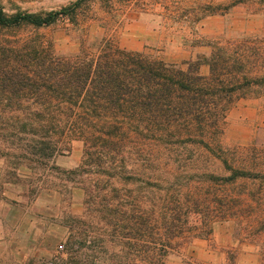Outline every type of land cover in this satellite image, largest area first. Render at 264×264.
I'll use <instances>...</instances> for the list:
<instances>
[{
	"label": "trees",
	"instance_id": "1",
	"mask_svg": "<svg viewBox=\"0 0 264 264\" xmlns=\"http://www.w3.org/2000/svg\"><path fill=\"white\" fill-rule=\"evenodd\" d=\"M89 1L44 16H9L0 3V34L59 19L76 22ZM21 40H0V192L27 178L33 167L44 172L61 152L60 142L77 136L84 142L76 172L84 176L88 214L114 226L108 237L124 248L138 249L131 241L151 240L149 254L141 247L132 261L160 264L182 245L210 237L215 224L234 220L260 244L264 257V191L235 190L240 180L264 184V158L234 155L220 141L231 109L252 97L253 89L264 88V74L253 75L258 72L252 57L259 53L215 47L208 60L169 64L104 37L82 38L73 55ZM189 145L198 149V160L173 177L167 169ZM216 161L228 176L216 175ZM102 177L121 184L142 177V188L158 181L170 186L165 194L157 192L151 210H143L136 197L122 202L95 197L91 181L101 185Z\"/></svg>",
	"mask_w": 264,
	"mask_h": 264
},
{
	"label": "rangeland",
	"instance_id": "2",
	"mask_svg": "<svg viewBox=\"0 0 264 264\" xmlns=\"http://www.w3.org/2000/svg\"><path fill=\"white\" fill-rule=\"evenodd\" d=\"M78 1L0 0V3L9 16L18 13L44 16L72 7ZM126 29L141 38L138 52L169 64L208 60L215 47L241 48L248 55L259 53L252 57V66L258 72L253 75L264 74V0H90L78 12L76 22L59 19L46 27L3 30L0 40L9 44L17 39H35L55 54L73 55L79 52L82 38L92 41L104 37L120 47ZM201 72L207 75L209 66L204 65ZM251 93L252 97L238 101L229 112L220 141L234 155L264 158V88H255ZM62 142L61 152L48 169L43 172L44 169L33 167L26 172L27 178L5 186V192H0V220L6 223L7 234H11L14 256L23 257L21 261L12 258L9 263L70 264L75 259L83 264H150L147 260L131 259L141 247L149 254L152 244L148 237L131 241V247L140 244L138 249L124 248L108 237L114 226L88 214L87 198L81 190L84 176L76 172L83 160L84 142L77 136ZM186 148L187 151L183 147L176 152L173 167L167 169L173 177L183 170L182 165L198 160V149L190 145ZM3 164L0 161V166ZM213 169L216 175H229L220 161L215 162ZM141 180L142 177L126 179L121 184L102 177L101 185L95 180L90 186L96 185L93 195L97 198L122 202L136 197L138 206L151 210L156 195L166 192L170 185L158 181L152 188H142ZM235 190L264 191V184L240 180ZM241 226L235 220L217 223L210 237L182 245L160 264H264L262 247L251 241ZM80 233L86 240L80 239ZM127 254L131 257L124 260L122 256Z\"/></svg>",
	"mask_w": 264,
	"mask_h": 264
},
{
	"label": "crops",
	"instance_id": "3",
	"mask_svg": "<svg viewBox=\"0 0 264 264\" xmlns=\"http://www.w3.org/2000/svg\"><path fill=\"white\" fill-rule=\"evenodd\" d=\"M121 44L120 47L128 51L138 52L141 50V38L133 31H128V29L122 34ZM12 258L21 261L23 257L14 256L12 251L11 234H7L6 223L0 220V264H10L9 261L12 260Z\"/></svg>",
	"mask_w": 264,
	"mask_h": 264
},
{
	"label": "built area",
	"instance_id": "4",
	"mask_svg": "<svg viewBox=\"0 0 264 264\" xmlns=\"http://www.w3.org/2000/svg\"><path fill=\"white\" fill-rule=\"evenodd\" d=\"M60 249H63V246H60Z\"/></svg>",
	"mask_w": 264,
	"mask_h": 264
}]
</instances>
